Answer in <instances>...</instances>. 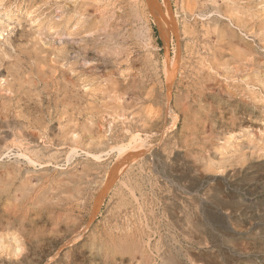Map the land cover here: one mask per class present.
Segmentation results:
<instances>
[{"label": "rangeland", "instance_id": "rangeland-1", "mask_svg": "<svg viewBox=\"0 0 264 264\" xmlns=\"http://www.w3.org/2000/svg\"><path fill=\"white\" fill-rule=\"evenodd\" d=\"M169 1L0 0V264H264V0Z\"/></svg>", "mask_w": 264, "mask_h": 264}, {"label": "bare ground", "instance_id": "bare-ground-1", "mask_svg": "<svg viewBox=\"0 0 264 264\" xmlns=\"http://www.w3.org/2000/svg\"><path fill=\"white\" fill-rule=\"evenodd\" d=\"M161 2V1H160ZM148 4H150L151 8H152V11H155V13L153 12V14H155V17L156 19H160V23L162 25L161 28H162V31H164V33L167 35V31L168 29L172 30L171 28H173L174 30H176V26L177 24L174 22L175 20L172 19V17L174 16L173 15V11H172V7H171V3L169 0H163L162 3H160V5H158L157 3V0H148ZM221 8V7H220ZM205 10V9H204ZM209 10V9H208ZM220 14V13H219ZM221 15V14H220ZM230 15V14H229ZM235 16V15H234ZM237 17V16H236ZM174 18V17H173ZM231 18V17H230ZM233 19V18H232ZM174 20V21H173ZM158 21V20H157ZM177 22V21H176ZM172 23V24H171ZM175 23V24H173ZM241 26V25H240ZM160 28V30H161ZM178 29V28H177ZM173 30V31H174ZM173 34V33H172ZM177 34V33H176ZM175 35V34H174ZM177 37V36H176ZM169 40V39H168ZM179 42V40H178ZM174 58V57H173ZM171 62V61H170ZM166 73H167V77H168V80H169V83L174 80V64L172 63H168L166 65ZM177 68V67H176ZM171 84V83H170ZM170 84L168 86H170ZM172 86V85H171ZM171 86L169 87V91H168V100L171 98V92H170V88ZM169 102V101H167ZM170 109V108H169ZM166 129V128H165ZM166 132V131H165ZM165 134V133H164ZM143 139H141V137L139 138V135H136L133 139V141L129 144V145H118V149L119 150V154L120 155V159H122L121 162L118 161L119 165L116 167V170L114 171V177L113 175L111 176V178L113 177V181L116 180V178L119 176V172H121L122 168L124 167V165H126V161H129L130 159H133L135 160V158H137V155H139L143 149L145 148V144L146 143H143L144 140L142 141ZM130 142V141H129ZM144 147V148H143ZM148 147V146H147ZM7 149V148H6ZM74 149V148H73ZM8 150V149H7ZM146 150V149H145ZM145 152V151H144ZM75 153V152H74ZM69 155V154H68ZM96 155V154H95ZM100 156L102 155H98V157L96 156V159L98 158H101ZM68 157V156H67ZM29 158V157H28ZM118 159V158H117ZM33 160V159H32ZM35 162V161H34ZM130 163V162H129ZM131 164V163H130ZM114 167V166H113ZM111 171V170H110ZM110 178V179H111ZM109 183V182H108ZM103 189V188H102ZM109 190V189H108ZM131 191V190H130ZM101 196V195H100ZM99 199V198H98ZM81 233V232H80ZM79 233V235H81ZM76 238V237H75ZM77 239V238H76ZM164 257V256H163ZM162 257V258H163ZM160 258V257H159ZM171 258V257H170Z\"/></svg>", "mask_w": 264, "mask_h": 264}]
</instances>
